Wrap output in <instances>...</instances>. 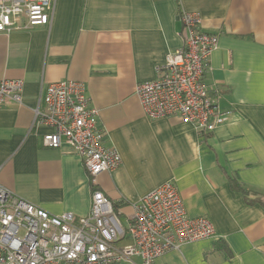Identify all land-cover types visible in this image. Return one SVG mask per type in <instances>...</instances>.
<instances>
[{
    "label": "crops",
    "instance_id": "crops-1",
    "mask_svg": "<svg viewBox=\"0 0 264 264\" xmlns=\"http://www.w3.org/2000/svg\"><path fill=\"white\" fill-rule=\"evenodd\" d=\"M54 1L50 24L0 32V80L22 81L21 102L0 108V185L76 219L98 189L126 227L137 200L171 181L186 214L207 218L214 234L151 264H264V0ZM180 10L217 36L203 81L225 116L209 134L176 116L149 119L135 92L181 48ZM62 80L84 84L104 144L121 158L95 188L76 152L43 146L52 129L33 125L45 86ZM131 261L114 264L141 263Z\"/></svg>",
    "mask_w": 264,
    "mask_h": 264
},
{
    "label": "built area",
    "instance_id": "built-area-1",
    "mask_svg": "<svg viewBox=\"0 0 264 264\" xmlns=\"http://www.w3.org/2000/svg\"><path fill=\"white\" fill-rule=\"evenodd\" d=\"M54 0H0V32L50 24ZM183 29L181 48L167 54L153 80L138 83L135 92L149 119L170 116L209 134L224 121L203 75L217 36L201 29L196 11L178 12ZM21 19L23 20L20 23ZM22 81L0 80V108L21 102ZM98 110L89 106L83 83L62 80L45 86L34 108L33 125L52 129L41 136L43 146L68 144L80 157L92 183L121 162L104 144L96 125ZM205 217H189L173 182L167 181L137 200L126 227L112 202L98 189L91 192L90 210L75 218L52 215L0 185V264H151L181 244L213 236ZM128 239L126 244H120Z\"/></svg>",
    "mask_w": 264,
    "mask_h": 264
},
{
    "label": "trees",
    "instance_id": "trees-1",
    "mask_svg": "<svg viewBox=\"0 0 264 264\" xmlns=\"http://www.w3.org/2000/svg\"><path fill=\"white\" fill-rule=\"evenodd\" d=\"M89 183H90V185L93 187V188H95V184L94 183H92L91 182V180L89 179ZM239 187H237V188H239L240 190H242V191H244L242 188H241V186H240V184L238 185ZM245 193V192H244ZM246 194V193H245ZM246 199L247 200H250V201H261V200H259V197H257V196H255V197H249L248 195L246 196ZM112 205H113V207H114V209H115V206H114V204L112 203ZM115 211H116V209H115Z\"/></svg>",
    "mask_w": 264,
    "mask_h": 264
},
{
    "label": "rangeland",
    "instance_id": "rangeland-1",
    "mask_svg": "<svg viewBox=\"0 0 264 264\" xmlns=\"http://www.w3.org/2000/svg\"><path fill=\"white\" fill-rule=\"evenodd\" d=\"M122 223H124V220L121 218V220H120Z\"/></svg>",
    "mask_w": 264,
    "mask_h": 264
}]
</instances>
